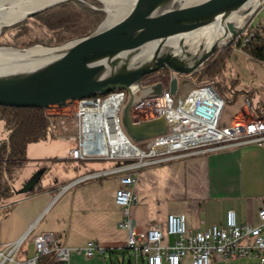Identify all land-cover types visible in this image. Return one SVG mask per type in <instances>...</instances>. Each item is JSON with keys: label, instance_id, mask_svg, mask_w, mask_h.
Listing matches in <instances>:
<instances>
[{"label": "crops", "instance_id": "1", "mask_svg": "<svg viewBox=\"0 0 264 264\" xmlns=\"http://www.w3.org/2000/svg\"><path fill=\"white\" fill-rule=\"evenodd\" d=\"M227 60L230 62L227 82L231 81V89L225 94L227 101L220 126L262 117L264 63L238 48L232 50ZM57 126L58 129L66 126L69 134L75 132L73 121L70 125L58 123ZM62 142L68 144L65 159L71 160L69 151L75 143L70 139ZM60 149L64 151L65 145ZM98 161L107 162L83 165L65 177L34 188L30 196H25L22 188L38 172L30 169L19 173L18 191L0 201V244L13 242L27 232L16 254L18 264L34 256L32 238L41 232H52L70 249L69 264H145L142 258H134L126 246L127 232L119 227L123 214L114 203V194L121 173L111 171L115 162ZM94 172L105 174L87 178ZM134 191L136 201L129 211L138 231L151 225L164 228L170 213H184L187 228L193 230L211 225L225 227L229 210L234 211L239 224L255 225L258 209L264 202V147L245 144L141 168ZM89 240L104 247L105 254L87 257L78 251ZM256 261L248 255L225 261L212 258L211 264H255ZM37 264L56 263L44 255ZM181 264H191L190 258Z\"/></svg>", "mask_w": 264, "mask_h": 264}, {"label": "built area", "instance_id": "2", "mask_svg": "<svg viewBox=\"0 0 264 264\" xmlns=\"http://www.w3.org/2000/svg\"><path fill=\"white\" fill-rule=\"evenodd\" d=\"M156 82L162 84L161 94L139 98L130 111L134 122L165 118L166 132L143 141L144 146L133 142L123 129L121 110L127 98L125 90H116L115 97L99 95L94 101L84 98L63 108L46 109L47 114L60 116V125H65L67 117L75 123L73 134L68 133L66 126L59 129L56 126V137L75 143L69 151L71 160L115 162L111 171L121 173L114 194V203L123 214L119 227L126 230V246L136 260L142 258L145 264H181L189 257L191 264H211L212 258L225 261L250 255L257 260L255 264H264V202L258 209L255 225L239 224L234 211L229 210L225 227L188 229L184 213H170L164 228L160 225H151L143 231L135 228L129 208L136 201L134 185L141 168L245 144L264 147V115L220 126L227 99L213 82L194 84L184 97L172 96L169 77L161 74L146 75L141 85ZM245 104L249 105L248 99ZM104 174L94 172L87 178H100ZM70 184L60 188V192ZM26 233L13 242L0 244V264L19 263L16 254ZM32 242L34 256L26 258L24 264H37L39 257L46 254L56 264H69L70 249L52 232H41ZM78 251L91 257L104 255L106 249L89 240Z\"/></svg>", "mask_w": 264, "mask_h": 264}, {"label": "water", "instance_id": "3", "mask_svg": "<svg viewBox=\"0 0 264 264\" xmlns=\"http://www.w3.org/2000/svg\"><path fill=\"white\" fill-rule=\"evenodd\" d=\"M64 1L70 0L29 10L18 22ZM263 5L264 0H134L112 25L100 29L99 24L61 45H0V51L15 50L16 61H35L0 72V105L63 108L74 100L125 90L123 129L133 142L151 139L166 132L165 118L134 122L130 111L139 98L159 96L162 84L143 86L142 78L169 71L168 89L176 96L179 80L199 71L217 50L235 44ZM37 46L44 50L27 54ZM38 179L32 177L22 191L28 192Z\"/></svg>", "mask_w": 264, "mask_h": 264}, {"label": "trees", "instance_id": "4", "mask_svg": "<svg viewBox=\"0 0 264 264\" xmlns=\"http://www.w3.org/2000/svg\"><path fill=\"white\" fill-rule=\"evenodd\" d=\"M99 6L96 0H88ZM104 18L99 8H92L79 0L58 3L34 17L9 26L2 34L8 35L18 47L33 45L57 46L85 36L96 29ZM257 23L252 22L240 34L234 46L250 58L264 63V16ZM233 44L217 50L203 67L189 75L194 84L213 82L223 95L231 89V81L226 75V60L230 57ZM169 75V71L162 70ZM145 77V76H144ZM59 115H49L39 107H13L0 105V121L9 129L5 140L0 141V201L12 195L10 181L14 171L26 160L28 143L54 137L59 123ZM32 187L25 196L34 193Z\"/></svg>", "mask_w": 264, "mask_h": 264}, {"label": "rangeland", "instance_id": "5", "mask_svg": "<svg viewBox=\"0 0 264 264\" xmlns=\"http://www.w3.org/2000/svg\"><path fill=\"white\" fill-rule=\"evenodd\" d=\"M81 2L87 3L92 8H99L104 13V18L100 24L104 21L107 16L106 6L102 2V0H96L99 3V6H96L90 3L88 0H79ZM264 16V5L261 10L255 15L252 20V23H257L258 20H262L261 18ZM99 26V25H98ZM97 26V27H98ZM9 26H3L1 29V36L6 31ZM96 27V28H97ZM0 36V37H1ZM77 39V38H76ZM74 40V39H73ZM71 41V40H70ZM0 45L3 46H14L17 48H26V47H18L12 43V39L5 35L4 37L0 38ZM30 47V46H28ZM236 48L233 44V49ZM229 60H226L225 64L227 66L226 75L229 74L228 66ZM194 86V81L192 78L183 77L179 80V87L177 92V97H184L189 90ZM135 94L138 96L140 95V91L136 90ZM228 97V96H227ZM232 105V104H229ZM66 118V117H64ZM65 124L70 125L72 121L65 119ZM9 134V129L5 127L3 121H0V141L5 140ZM145 142H139L140 146H144ZM65 145L64 151L61 152V146ZM66 143L62 142L56 135L54 137L48 136L47 138L37 139L34 140L27 145L26 149V160L24 161L23 166L18 167L13 174V177L10 181V187L13 193H16L19 189V184L17 181V176L19 173L26 171V170H34L38 172L40 177V181H37L34 184V188H40L46 185L47 182H51L59 177H62L69 174L70 171H75L77 168H81L83 165H90L97 162H107V161H73V160H66ZM47 159V160H45ZM42 171V172H40ZM12 193V194H13ZM47 257H50V254H46Z\"/></svg>", "mask_w": 264, "mask_h": 264}, {"label": "bare ground", "instance_id": "6", "mask_svg": "<svg viewBox=\"0 0 264 264\" xmlns=\"http://www.w3.org/2000/svg\"><path fill=\"white\" fill-rule=\"evenodd\" d=\"M55 0H1L0 1V30L3 26H8L12 23L18 22L23 18L25 13L29 10L36 9L42 5L51 3ZM134 0H102L106 6L107 16L102 22L100 29H104L116 21H118L129 10ZM184 3H188L189 0H181ZM208 37L211 36V32L208 33ZM42 47H33L27 51L29 53H39L43 51ZM18 53L13 49H4L0 51V72L10 71L17 68L29 66L33 64V61H16ZM103 97H115L116 90L109 92ZM94 97L86 98V101H94Z\"/></svg>", "mask_w": 264, "mask_h": 264}, {"label": "flooded vegetation", "instance_id": "7", "mask_svg": "<svg viewBox=\"0 0 264 264\" xmlns=\"http://www.w3.org/2000/svg\"><path fill=\"white\" fill-rule=\"evenodd\" d=\"M158 74H161V75H163L165 77H169V75L166 72H162V71H158L156 73H153L152 75H158Z\"/></svg>", "mask_w": 264, "mask_h": 264}]
</instances>
